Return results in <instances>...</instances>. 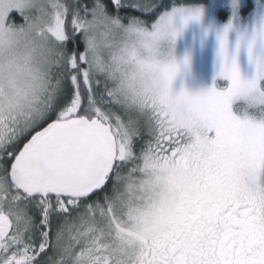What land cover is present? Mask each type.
Returning <instances> with one entry per match:
<instances>
[{
  "label": "snow or ice",
  "instance_id": "obj_1",
  "mask_svg": "<svg viewBox=\"0 0 264 264\" xmlns=\"http://www.w3.org/2000/svg\"><path fill=\"white\" fill-rule=\"evenodd\" d=\"M0 264H264V0H0Z\"/></svg>",
  "mask_w": 264,
  "mask_h": 264
}]
</instances>
